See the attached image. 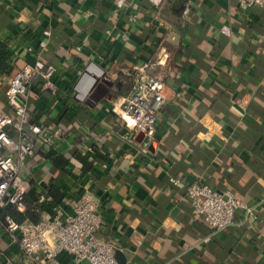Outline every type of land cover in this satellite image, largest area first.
I'll list each match as a JSON object with an SVG mask.
<instances>
[{
    "label": "crops",
    "instance_id": "1",
    "mask_svg": "<svg viewBox=\"0 0 264 264\" xmlns=\"http://www.w3.org/2000/svg\"><path fill=\"white\" fill-rule=\"evenodd\" d=\"M118 1L0 0L12 68L0 75V108L8 110L10 81L25 65L58 71L54 92L39 83L29 92L43 132L28 131V213L40 221L38 211L53 214L64 199L90 195L103 219L98 238L115 245L119 264H264V8L183 0L185 19L176 0H125L120 10ZM160 51L169 56L173 98L148 140L120 111L129 93L123 72ZM61 157L69 163L55 168ZM194 183L232 190L251 213L239 211L229 232H213L187 195ZM2 216L0 264H32Z\"/></svg>",
    "mask_w": 264,
    "mask_h": 264
},
{
    "label": "built area",
    "instance_id": "2",
    "mask_svg": "<svg viewBox=\"0 0 264 264\" xmlns=\"http://www.w3.org/2000/svg\"><path fill=\"white\" fill-rule=\"evenodd\" d=\"M241 9L264 8V0H236ZM125 0L117 2V9ZM185 5L183 18L189 15ZM227 33L228 30L224 29ZM169 64L167 52L160 51L153 59L124 70L129 81V93L120 111L132 122L137 135L152 140L157 133L158 118L164 106L173 98L166 84L165 67ZM57 68L43 63L25 65L11 79L6 93L8 110L0 108V213L6 232L12 242L32 264H62L67 255L72 264H119L113 243L103 242L98 232L103 219L98 204L90 195L64 199L53 214L38 211L40 221H18L14 213L27 212L26 200L31 186L23 173L26 160L33 156L35 140L43 132L40 123L28 108L29 92L35 83L43 91L54 92ZM9 129L15 136L9 134ZM179 185L178 180H171ZM195 214L215 233L224 232L235 225L236 214L251 210L230 191L219 192L203 183L187 187ZM1 239V235H0ZM3 264H13L6 258Z\"/></svg>",
    "mask_w": 264,
    "mask_h": 264
},
{
    "label": "trees",
    "instance_id": "3",
    "mask_svg": "<svg viewBox=\"0 0 264 264\" xmlns=\"http://www.w3.org/2000/svg\"><path fill=\"white\" fill-rule=\"evenodd\" d=\"M176 2H177V6L175 8L177 9L178 13L182 14V12L185 8V5H183V3H182L183 0H176ZM9 57H10V53L7 50V46L3 42L0 41V75H5V74L10 75L12 73V68L8 64ZM6 107L8 108L7 103H6ZM75 159H77V161H79L80 163H82L84 166H86L88 168L92 167V165L87 161L86 157H83L82 155H76ZM68 163H69V161L67 159H64L61 157L58 161L54 162V166H55V168L59 169L60 167H63L65 165H67ZM206 185L212 187L210 184H206ZM52 187H51V190L49 192V195L51 197H53V200H55V201L60 200L61 199L60 192L58 190H56L55 187H53V188ZM230 192H232L238 198L236 193H234L232 190H230ZM13 216L18 221H23V220L29 218L34 222H38V220L33 218V216H31L30 213H28V211H27V214L14 213ZM229 230L230 229H228L224 232L225 233L229 232Z\"/></svg>",
    "mask_w": 264,
    "mask_h": 264
}]
</instances>
